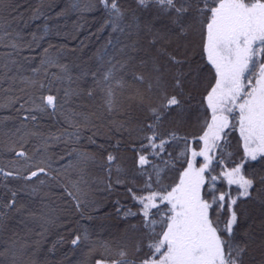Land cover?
I'll use <instances>...</instances> for the list:
<instances>
[{
    "label": "snow or ice",
    "instance_id": "1",
    "mask_svg": "<svg viewBox=\"0 0 264 264\" xmlns=\"http://www.w3.org/2000/svg\"><path fill=\"white\" fill-rule=\"evenodd\" d=\"M8 8L10 0H0V11ZM97 9L104 13L98 31L107 30L108 39L94 54L95 64L62 63L65 49L50 55L55 46L49 45L39 66L31 69L33 76H25L16 57L33 44L39 47L37 39L49 32L47 23L43 35L33 33L29 43L19 33L0 36V46L12 50L0 57V93L8 94L0 108L15 113L0 118V129L5 121H20L7 134L8 151L24 161L20 168H0V183L7 189L0 200V264H65L67 256L48 259L64 243L81 254L79 264H250L254 251L259 252L257 264H264V0H72L56 17L69 12L82 17ZM40 17L55 18L38 8L33 18ZM74 23L83 27L80 19ZM4 36L12 37L8 45L2 43ZM193 44L201 55L195 68ZM41 69L43 77L34 78ZM198 87L200 100L193 106ZM93 98L99 99L102 112L67 107ZM194 111L204 115L200 134L181 135ZM33 113H60L67 127L46 135L22 131L26 122L37 121ZM97 120L111 133L103 143H97L105 135ZM237 126L243 147L239 162L226 160L231 154L224 151ZM85 130L91 132L87 140L95 152L81 146ZM17 137L24 141L19 150ZM27 137L39 140L31 156ZM181 143L182 151L176 153ZM61 144V153L51 151ZM122 144L132 154L124 170L115 154ZM98 161L106 172L103 190H124L116 192L123 202L114 201L108 213L124 222L111 240L70 227L77 215L84 218L85 210H102V204L88 199L85 179L89 164ZM11 181L19 186L9 188ZM49 181L70 198L71 212L62 225L68 232L43 252L50 226L61 219L53 214L50 193L43 191ZM218 183L226 184L224 190ZM250 203L260 212L259 232ZM249 218L252 223L241 232Z\"/></svg>",
    "mask_w": 264,
    "mask_h": 264
},
{
    "label": "trees",
    "instance_id": "2",
    "mask_svg": "<svg viewBox=\"0 0 264 264\" xmlns=\"http://www.w3.org/2000/svg\"><path fill=\"white\" fill-rule=\"evenodd\" d=\"M72 0H10L11 8L4 9L0 11V36H3L4 33H11L13 36L15 33H19L21 37H23V43H29L32 40V34L35 33L37 38L43 35V27L45 23H47L49 27V32L45 36L43 40L37 39V44H33V49L28 50L24 49L20 52L19 56L16 58L20 60V63L23 65L22 74L25 76L32 77L33 73L31 72L32 68H36L40 64V57L42 51L45 47H49V45H53L55 47L50 49V55H55L57 52V48H64L65 50L61 53V62L68 63V64H77L82 65L85 63L88 64H95L94 54L96 53L97 49L100 48L105 41L108 39V31L99 32L98 29L103 24V16L104 13L102 9H97L89 13H85L82 17L79 16L77 12H69L65 16L56 17V13L60 12L62 9H65ZM40 9L49 17H55L52 19H48L45 21L43 17L40 18H33L34 10ZM80 19L81 23H83V27L79 28L76 22ZM59 32V34H57ZM95 33V35H92ZM11 36H4L3 38V45H8L11 41ZM198 40V37H197ZM75 51H72V50ZM12 51L9 47L0 46V57H6V54ZM193 53H195V59L192 61V65L195 68L197 64L201 61L200 50L193 44L191 49ZM24 56H32L34 59L25 62L21 59ZM51 71H55L52 69ZM206 72L203 74L206 76ZM43 77V69L37 74L34 78L40 79ZM58 87L60 85H57ZM203 86V81L199 87ZM7 87V84L4 85ZM17 88L23 87L22 84H17ZM199 87L193 90L194 99L190 101V104L193 106L198 105L200 100V92ZM16 95H23V93L15 92ZM49 94V93H45ZM61 96L63 93H60ZM7 93H0V102H6L4 98L7 96ZM76 104H80L81 107L77 108ZM18 107V105H17ZM68 108H73L77 112L81 113H100L102 112V108L100 106V101L98 98H93L91 100L87 99H80L76 100L73 104H69ZM51 110L49 109V112ZM14 109L9 108H0V118L5 116H12L14 115ZM34 115L38 116L37 121L35 124L32 122H26L27 128L22 129V131H39L44 133L45 135L49 132H58L59 130L66 128L67 125L64 123L63 116L60 113L56 115H49L47 113L40 114V113H33ZM200 115V120H196V116ZM95 118V117H94ZM114 118L119 119L120 117L116 116ZM80 119V118H77ZM210 119V116H209ZM204 120V115L202 113L193 112V119L189 125L183 127L181 129V135L185 132L195 133L196 135L200 134V123ZM107 124V121L104 122ZM5 127L0 129V168H3L5 171L11 170L13 168H20L22 167L24 161L23 158H19L18 160L15 159L14 152L8 151L10 147L9 144V130L15 131L17 127L20 126L19 120H8L5 121ZM97 126L101 127V132L104 135L102 139H98L97 143H103L104 139L111 137V133L108 131L106 126L100 124L97 120ZM170 126V125H166ZM72 131V129H68ZM91 135V132L85 130L82 133V140L81 146L84 147L89 152H95L96 148L94 145L88 143L87 137ZM18 143L16 145L17 150H19V144L24 143L23 140H19L18 137L16 138ZM27 144L26 150L28 151L29 155H33V148L39 143V140L36 137H27ZM115 137H112L113 144L115 143ZM63 148V144L53 148L51 151L56 153H61ZM183 144L181 143L180 146L175 147V152L179 153L182 151ZM111 151L112 149L109 148ZM172 151V149H170ZM225 153H230L231 156H225V159L232 160L239 162L240 158L243 156V147H242V140L239 135L238 126L236 129L231 130L227 137V144L224 149ZM119 156L118 165L121 167L122 170L127 169L131 161L128 159L132 154L125 150V146L122 144L119 148V151L116 152ZM202 159V158H199ZM39 161V157H36L35 162ZM101 162L98 161L95 164H89L87 168V174L85 179L88 180L90 187L88 190V199L98 201L100 204L103 205L102 210L99 213L96 212H89L85 210L84 218H81L77 215L71 222L70 227L72 228H87L90 233L94 235V237L98 234L99 238L111 240L116 238L120 231L124 227V222H122L117 216L115 215H108V213L113 212L112 203L117 199L123 202V196H118L116 192L122 193L123 189H117L116 192L111 194L105 192L103 190V184L100 183L101 180L106 178V172L104 168L100 166ZM233 164L229 163L228 167H232ZM57 167L56 164H53V168ZM221 171L220 167L216 168V172L218 173ZM216 174V173H213ZM169 175H173V173H169ZM178 176V173L175 174ZM76 177L73 176V179ZM113 180L116 179V166H113ZM36 182V181H34ZM18 181H11L8 185L9 188L11 187H18ZM38 183V182H36ZM217 187L221 190H224L226 187L225 183H218ZM235 187V186H233ZM75 191V189H72ZM44 192H49V203L51 208L54 209V215L61 217V219L57 220L56 223L49 228V232L47 234L46 240L42 245L43 252H47L48 248L56 242L61 235H65L68 232V228L62 227V225L68 223L64 217L70 215L71 212V200L63 190L56 186L55 181H49L47 185L43 187ZM7 195V189L5 188L3 183H0V200H4L5 196ZM63 196L64 198L61 199L60 197ZM22 199H27L23 193H21ZM96 205H93L95 207ZM130 206V205H129ZM247 207L252 210V215L257 217L256 222H259L258 215L259 210L257 209L256 205L248 204ZM91 215L93 218L88 219V216ZM79 221V224L76 223ZM252 222L249 218L245 220L242 224L240 229L241 232L248 225ZM259 232L260 229H255ZM70 240V237H67ZM80 253L75 252L72 250L71 245L68 243H64L62 245L57 246V250L54 253L49 254L48 259L49 261H59L67 256V260L65 264H79ZM252 256L254 259L250 261V264H257L259 259V252L254 251L252 252ZM41 259H44V256L41 255Z\"/></svg>",
    "mask_w": 264,
    "mask_h": 264
},
{
    "label": "rangeland",
    "instance_id": "3",
    "mask_svg": "<svg viewBox=\"0 0 264 264\" xmlns=\"http://www.w3.org/2000/svg\"><path fill=\"white\" fill-rule=\"evenodd\" d=\"M260 213H258L259 215ZM252 223V222H251ZM256 229H259V222H256Z\"/></svg>",
    "mask_w": 264,
    "mask_h": 264
}]
</instances>
